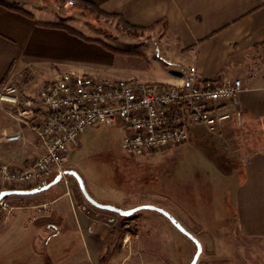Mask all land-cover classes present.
<instances>
[{"label":"crops","instance_id":"1","mask_svg":"<svg viewBox=\"0 0 264 264\" xmlns=\"http://www.w3.org/2000/svg\"><path fill=\"white\" fill-rule=\"evenodd\" d=\"M2 1L7 5L0 3V88L10 73L28 67H49L44 70L52 77L45 82L70 71L95 75L97 66L115 55L57 26H79L57 12L67 6L65 0ZM82 1L135 27L165 33L154 41L156 50L141 42L138 51L163 68L151 81L181 84L191 67L202 80L243 81L233 118L217 128L242 159L240 172H233V190L224 192L221 202L231 200L226 211L244 239L264 241V0ZM0 116L10 120L0 132V160L17 169L30 166L43 153L39 137L10 115ZM16 133L23 138L6 140ZM4 189L11 187L0 180V192ZM81 196L67 178L39 194L5 198L9 208L0 207V264H170L167 250L150 252L145 261L134 241L129 243L131 237L113 228L121 215Z\"/></svg>","mask_w":264,"mask_h":264},{"label":"rangeland","instance_id":"2","mask_svg":"<svg viewBox=\"0 0 264 264\" xmlns=\"http://www.w3.org/2000/svg\"><path fill=\"white\" fill-rule=\"evenodd\" d=\"M65 2L67 6L64 4L57 12L79 26L64 25L82 33V39L97 42L115 54L97 66L96 76L155 82L151 80L163 73L161 66L148 63L138 51L142 50L141 42L156 50L153 43L163 38L164 32L135 30L132 35L118 17L97 13L84 16L74 10L75 5ZM44 68L28 67L10 73L5 83L18 85L23 96H36L50 82L43 78L52 77ZM1 114L17 121L9 104L0 105ZM5 119L0 116L3 126L0 132L6 130V122L10 121ZM188 133L191 139L173 148L131 155L123 147L126 128L122 122L112 127L92 125L80 142L71 147L65 170L80 171L89 192L101 203L125 209L154 204L171 212L202 242L204 250L197 264H264V241L244 239L238 232L235 217L227 214L226 210L231 211V200L225 203L224 198L221 202L224 192L229 195L233 190V172H240L242 166L234 143L221 130L203 124L189 125ZM67 178L84 197L77 180L73 176H65L64 180ZM117 217L119 221L113 228L117 225V230L131 237L129 243L134 241L135 247L144 253L145 261L150 252L167 250L170 264L192 263L196 244L163 214L143 210L131 217Z\"/></svg>","mask_w":264,"mask_h":264},{"label":"built area","instance_id":"3","mask_svg":"<svg viewBox=\"0 0 264 264\" xmlns=\"http://www.w3.org/2000/svg\"><path fill=\"white\" fill-rule=\"evenodd\" d=\"M75 0H68L70 6ZM244 89L238 78L202 80L195 67L181 84L113 79L78 71L65 72L36 96H23L18 85L0 88V105L39 137L43 153L24 169L0 160L5 186L32 189L64 172L70 149L92 125L126 128L123 147L131 155L160 152L188 140V126L203 124L215 130L234 116V102ZM21 133L6 137L19 141ZM0 207L8 209L3 201Z\"/></svg>","mask_w":264,"mask_h":264},{"label":"water","instance_id":"4","mask_svg":"<svg viewBox=\"0 0 264 264\" xmlns=\"http://www.w3.org/2000/svg\"><path fill=\"white\" fill-rule=\"evenodd\" d=\"M65 176H73L77 180L78 185L82 193L84 194L85 198L97 208L117 213L123 217L134 216L135 214L143 210H152V211H157L163 214L172 222L174 226H176L182 233L188 236L196 244L197 252L191 264L198 263L200 256L204 250L202 242L196 236H194L190 231H188L184 227V225L171 212H169L168 210L162 207L154 205V204H142V205H138L136 207L130 208V209H125V208L119 207L114 204L101 203L100 201H98L91 195V193L88 190V187L86 185L83 175L77 169H67L64 172H60L49 183L39 186V187L32 188V189H19V188L4 189L0 192V203L5 198L11 195H35V194H39L44 191H47L51 189L53 186L63 181Z\"/></svg>","mask_w":264,"mask_h":264},{"label":"trees","instance_id":"5","mask_svg":"<svg viewBox=\"0 0 264 264\" xmlns=\"http://www.w3.org/2000/svg\"><path fill=\"white\" fill-rule=\"evenodd\" d=\"M0 3H3L5 5H7V3L5 1H2L0 0ZM74 5L80 9H82V14L84 16H86L88 13H97L99 15H105V16H115V15H110V14H107L103 11H101L98 7H96L95 5H93L92 3H89L87 1H75ZM121 21L123 22L126 30L132 34V35H135L134 34V31L135 30H146L145 28H140V27H135L133 25H130L129 23L125 22L124 20L121 19ZM58 27H62V28H65L66 30L70 31L72 34H75L81 38H84V36L82 35V33H80L79 31H77L76 29H72L70 27H66L65 25H62V24H58L57 25ZM107 46V45H105Z\"/></svg>","mask_w":264,"mask_h":264}]
</instances>
